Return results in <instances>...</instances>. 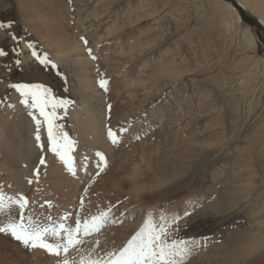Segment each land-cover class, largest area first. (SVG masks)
<instances>
[{
    "label": "rangeland",
    "instance_id": "1",
    "mask_svg": "<svg viewBox=\"0 0 264 264\" xmlns=\"http://www.w3.org/2000/svg\"><path fill=\"white\" fill-rule=\"evenodd\" d=\"M253 5L248 0H0V18L14 19L18 34L27 29L37 50L47 52L67 76L65 84L55 71L39 66L23 44L20 68L9 73L3 67L9 60L0 59L5 191L36 201L32 211L41 219L49 212L58 217L78 206L88 179L83 171L80 179L71 177L49 154L47 175L42 169L40 184H27L38 156L34 125L8 84L44 83L56 96L74 101L62 123L77 141L78 165L87 155L88 173L94 175L95 152L107 157L108 167L87 200L92 211L122 202L116 214L126 216L123 224L102 231L101 248L121 246L149 211L182 215L194 207L181 220L179 235L207 238V246L188 264H264V24ZM81 36L97 61L87 56ZM5 40L0 32V44ZM97 66L109 79L108 93L97 84ZM106 126L129 130L118 132L120 143L113 145ZM45 200L53 201L51 210L39 207ZM55 260L0 234V264Z\"/></svg>",
    "mask_w": 264,
    "mask_h": 264
},
{
    "label": "snow or ice",
    "instance_id": "2",
    "mask_svg": "<svg viewBox=\"0 0 264 264\" xmlns=\"http://www.w3.org/2000/svg\"><path fill=\"white\" fill-rule=\"evenodd\" d=\"M261 23L264 24V21ZM15 25L16 21L12 18H0V32L6 34L5 42L0 44V59L9 60L3 65L4 69L11 73L22 66L23 50L20 45L23 44L39 66L55 71L67 84V76L59 70L57 63L47 52L37 50V44L27 38V29H24V34H18ZM7 40L12 42L11 45H7ZM80 41L87 56L92 61H97L99 57L88 47V39L81 36ZM96 73L99 88L108 93L109 79L99 66L96 67ZM8 87L18 93L19 103L34 125L33 135L38 156L31 178L26 177L27 184L39 185L42 169L43 174L47 175L49 154L71 177L80 179L78 172L83 171L88 179L78 197L76 208L72 211L65 210L58 217L49 212L42 219L32 211V205L36 201L30 200L24 192L9 194L5 191V185L0 184V216L3 217L0 219V234L10 236L29 251L43 250L56 258L55 264H188L201 247L207 246V238L185 239L179 235L182 227L180 222L191 215L193 207L191 210L185 209L182 215L169 213L167 210H161L158 214L149 211L141 226L121 246L101 248L99 236L102 231L110 225L123 224L126 216L124 212L116 214L117 205L122 202L109 203L106 207L95 205V211H92L93 202L87 200L92 185L108 167L105 153L95 152L96 172L94 175L89 174L88 156H83L78 165L73 155L77 141L62 123L74 101L56 96L51 87L40 82H10ZM7 106L15 107L12 104ZM112 107V104H107L109 118ZM106 129L107 138L113 145L120 143L118 132L125 133L129 130L121 127L117 132L110 126H106ZM136 138L140 139L139 136ZM7 188H12V185L8 184ZM37 191L40 189L37 188ZM45 206L51 210L54 207L53 201L45 200L39 204L41 209Z\"/></svg>",
    "mask_w": 264,
    "mask_h": 264
},
{
    "label": "bare ground",
    "instance_id": "3",
    "mask_svg": "<svg viewBox=\"0 0 264 264\" xmlns=\"http://www.w3.org/2000/svg\"><path fill=\"white\" fill-rule=\"evenodd\" d=\"M249 2H252L254 5V8L256 11H258L259 13V20L264 21V0H248ZM230 8H232V6L229 5ZM233 9V8H232ZM235 15H236V19H238L237 13L235 12V10H233ZM73 116L77 117L78 113L76 110L73 111ZM2 124H5V120L2 122ZM3 131H5V128L3 129Z\"/></svg>",
    "mask_w": 264,
    "mask_h": 264
}]
</instances>
